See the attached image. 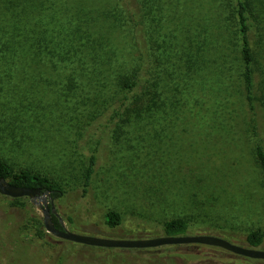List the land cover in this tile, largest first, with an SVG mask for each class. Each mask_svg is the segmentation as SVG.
Here are the masks:
<instances>
[{
	"label": "rangeland",
	"instance_id": "1",
	"mask_svg": "<svg viewBox=\"0 0 264 264\" xmlns=\"http://www.w3.org/2000/svg\"><path fill=\"white\" fill-rule=\"evenodd\" d=\"M251 6L257 23L250 34L258 68L256 124L264 143V0H251ZM184 10L186 21L193 22L190 31H179L176 40L167 27L163 37L166 42H182L179 53L193 49L199 58L192 81L182 93L168 89L163 81V93L174 95L178 104L161 122H127L120 127L122 133L112 122L103 131L85 195L81 187L86 154L98 137L75 134L74 122H35L28 135L32 140L26 138L23 147L14 150L20 166L65 189L54 199V207L67 229L103 238H140L158 236L166 221L183 218L193 224L194 233L215 228L219 236L243 243L247 231L264 228V177L250 133L251 111L230 12H222L226 28L222 32L214 0L188 1ZM25 200V206H12L0 199V260L49 264L46 256L55 249L35 235L34 217L42 218V212ZM109 209L122 215L121 225H106ZM68 215L74 226L67 222ZM258 248L264 249V243ZM198 256L189 258L195 264H210ZM63 264L99 263L73 255Z\"/></svg>",
	"mask_w": 264,
	"mask_h": 264
},
{
	"label": "trees",
	"instance_id": "2",
	"mask_svg": "<svg viewBox=\"0 0 264 264\" xmlns=\"http://www.w3.org/2000/svg\"><path fill=\"white\" fill-rule=\"evenodd\" d=\"M188 1L193 0H0V176L18 186L48 190L53 199L62 197L65 189L59 183L20 166L14 150L21 149L26 138L32 140L28 135L35 122H74L75 134L98 137L86 154L81 187L85 195L103 131L112 122L120 133L127 122H161L178 104L174 95L163 93V81L179 93L192 81L199 58L193 49L179 53L182 42H166L163 37L167 27L176 40L179 31H190L193 22L183 15ZM214 1L222 32L226 29L222 12L228 10L233 22L251 111L250 133L264 177V143L257 131L254 96L257 67L250 44L256 16L251 0ZM187 38L192 46V38L188 34ZM202 43L198 41L199 49ZM0 199L25 206L28 197L0 194ZM51 218L57 228H63L58 214L52 213ZM66 220L74 226L73 216ZM104 220L111 228L123 223L122 215L113 209L105 212ZM34 226L35 235L55 249L46 256L49 264H63L73 255L99 264H195L191 254L210 264H264V259L197 243L151 248L90 246L53 236L38 216ZM216 233L213 228L206 234L219 236ZM185 234L201 233L193 232L189 220L176 218L163 224L160 235ZM150 237L155 235L140 236ZM243 239L234 243L262 245L264 228L247 231ZM182 247L189 252L180 251Z\"/></svg>",
	"mask_w": 264,
	"mask_h": 264
},
{
	"label": "water",
	"instance_id": "3",
	"mask_svg": "<svg viewBox=\"0 0 264 264\" xmlns=\"http://www.w3.org/2000/svg\"><path fill=\"white\" fill-rule=\"evenodd\" d=\"M0 194L8 197H28L31 204L41 210L42 221L47 232L55 237L76 243L111 248H151L169 244L197 243L217 246L234 254L250 258L264 259V249L237 244L213 234L160 235L150 238L128 239L103 238L69 230L63 225V220L60 217L59 221L63 228L59 229L54 225L51 218V214L57 215V212L54 207V199L48 190L41 187L18 186L0 176Z\"/></svg>",
	"mask_w": 264,
	"mask_h": 264
}]
</instances>
